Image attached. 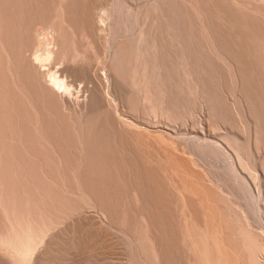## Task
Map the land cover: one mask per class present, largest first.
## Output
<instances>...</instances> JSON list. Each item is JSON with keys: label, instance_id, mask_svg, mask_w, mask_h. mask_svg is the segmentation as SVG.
Masks as SVG:
<instances>
[{"label": "bare ground", "instance_id": "bare-ground-1", "mask_svg": "<svg viewBox=\"0 0 264 264\" xmlns=\"http://www.w3.org/2000/svg\"><path fill=\"white\" fill-rule=\"evenodd\" d=\"M91 1L0 0V264H26L37 232L45 238V228L85 207L99 218L69 215L75 220L52 233L38 264H63L58 258L69 253L93 264L114 244L126 264H264V0L102 1L101 23L93 21L109 49L108 70L101 69L114 80L105 97L88 91L74 104L54 67L100 50H92ZM39 28L54 31L45 35H56V47L45 49L50 39L38 32L35 44L46 51L28 55ZM49 59L51 73L40 68ZM118 80L130 84L129 93L121 94ZM112 92L133 113L143 104L176 126L183 118L189 125L199 101V131L215 140L208 151L228 162L232 177L202 166L208 143L206 151L197 144L208 155L201 163L185 139L177 143L159 127L131 129L124 116H111Z\"/></svg>", "mask_w": 264, "mask_h": 264}, {"label": "rangeland", "instance_id": "rangeland-1", "mask_svg": "<svg viewBox=\"0 0 264 264\" xmlns=\"http://www.w3.org/2000/svg\"><path fill=\"white\" fill-rule=\"evenodd\" d=\"M96 1H97V2H95V0H92V1H91V4H90V6H91L92 4H94V2L96 3V4H95L96 6H95V5H92V7H93V6L95 7V8L93 7V9H92V10H94V11H93V14L90 12V15H91V21H92V25H93V27L96 25V24L94 25V23H96V21L94 22V21H93V18L96 17V16H99L98 18H100V19L97 18V19H98L97 22L101 23V18H102L103 15H104V14H103V11L100 10L99 7L102 8L103 4L106 3V2L108 3L109 0H107V1H106V0H96ZM100 1H101V3H100ZM102 1H105V2L103 3ZM110 2H111V4L113 5V6H112L111 4H109L110 7H116V4H118V3H117V2H118L117 0H115V1H114V0H110L109 3H110ZM113 2H114L115 4H113ZM99 4H100V5L102 4V5L100 6ZM97 7H98V8H97ZM96 9H98L99 12L96 11ZM90 11H91V10H90ZM100 11H101V12H100ZM96 12H97V13H96ZM101 15H102V17H101ZM95 19H96V18H95ZM99 20H100V21H99ZM102 24H103V23H102ZM98 25H99V24L97 23V25L94 27V31H93V37H94V40H95V41L97 40V41L95 42V44H94V49H92V50H97L98 48H100L99 45H101V48H100V50L94 51L95 53H93V54H92L93 51L91 52V50H89L88 52H86V53H89V54L91 55V56H90L91 58L85 57V54H84V57H85V58H88V59H87L86 61H84L83 59H81L82 62H84V63L81 62L82 65L80 64V61H81V60L79 59V57H78L76 60L71 61L73 64H75V66L77 65L78 67H80V69H79V68H76L77 66L75 67V66L72 65L70 62H69V63H61L63 67H62L61 65H59L60 62H57V63H58V66H57V63L54 62V63H56V64H55V67H56V68L54 67V69H56V71L59 70V72H60V74H61V79H62V80L65 79V81L67 82V84H66L65 81H63V82L65 83V86H68V83H69V85L71 86V88H66V90L70 89V91H69V90H68V91L65 90L66 92H64V90H60V93L62 92V94H63V92H64L63 96H64V97L66 96V98H67V99L69 98V100L71 99V100H72V101L70 100L71 102H73V101L75 100V103L73 102L74 104H76V103L81 102L82 100H84V97H86V95H87L88 93H90V92H88V91H91V92L93 91V92L96 93L100 98L105 97V93H101V92H102V91L106 92V91H105L106 88H107L106 90L109 91V89H110L109 86H110V84H112V82H113V80H114L113 77H112V75L110 74L109 71L102 70L103 68L107 69L105 63H107L106 60H108L109 49H108V47H107L106 44H105V43H106V39H105L104 34L101 33V32H99V30H98ZM39 29H40V28H39ZM39 29H37L38 31L36 30V33H35L36 36H37V33H38V32H39V34H41V35H40L41 37H43V36L45 37V36H46V35H45L46 33H47V36H50V38H52L51 36L54 35V31H53V35H51V32H52L51 29L48 30V32H50V30H51L50 33L46 32L45 34H44V29H43V30L40 29V31L42 30L43 35H42V33L39 31ZM96 29H97L98 31H96ZM45 31H47V30H45ZM34 32H35V31H34ZM34 32H33V34H34ZM96 32H97V34H96ZM48 34H50V35H48ZM55 34H56V33H55ZM101 34H102V35H101ZM107 34H110V32H107ZM96 35H97V36H98V35H101V37L98 36V37H99V39H98V37H97ZM105 35H106V34H105ZM36 36H33V35H32V37H31V41L33 40L34 37L36 38ZM47 36H46L45 38H47ZM38 37H39V36H37V38H36L37 41H36V40H33L34 42L32 43V46H31V48H30V51L28 52V55L34 53L35 51H37V54H39L40 52L43 54V52L46 51L45 49H46L47 47L49 48V50L55 49L56 46H55V47H53V46H54V44L56 45V39H55L56 35H55L54 38H53V39H54L53 42H52L53 39L51 40V39L48 37V38L50 39V41H48V43L46 42V45H45V47H44L45 49H44V48H42V49H38V48H37V45H36L35 43H38V40L41 39L40 37H39V39H38ZM106 37L109 38L110 35H108V36H106ZM48 38H47V40H48ZM100 38H101V39H100ZM42 40H43V38H42ZM35 41H36V42H35ZM51 43H52V44H51ZM53 43H54V44H53ZM33 44H34V45H33ZM51 45H52V46H51ZM102 45H103V47H102ZM46 46H47V47H46ZM104 50H105V51H104ZM106 51H107L108 53H106ZM100 52H101V53H100ZM29 53H30V54H29ZM35 53H36V52H35ZM41 53H40V54H41ZM40 54H39V55H40ZM42 54H41V55H42ZM105 54H108V56L105 55ZM86 55H87V54H86ZM102 55H103V56H102ZM81 56H83V55H81ZM87 56H88V55H87ZM84 57H83V58H84ZM94 57H95V58H94ZM81 58H82V57H81ZM78 59H79V61H78ZM89 59H90V60H89ZM105 59H106V60H105ZM49 60L51 61V59H49ZM49 60H44V61H42V62H43V65H44V62L46 61V62H45V66H43V65L41 64L42 62L40 63L39 60H38L39 62L37 61L36 63H38V64L40 63V65H42V66L39 65L40 68L42 69V71H44L43 69H45L46 72H49V71H50L49 73H51V69H53L54 64H53V60H52L51 62H49ZM104 60H105V61H104ZM47 62H49L48 65L51 66V68H48V65L46 64ZM85 62H87V64H85ZM50 63H51V64H50ZM88 63H89V64H88ZM93 63H94V64H93ZM52 64H53V65H52ZM103 64H105V65L103 66ZM46 66H47V67H46ZM57 67H58V69H57ZM60 67H62L61 69L67 68V70H66V72H64V74L61 73V71H60V70H61ZM68 67H71V69H72L73 71L71 72V70H70ZM72 67H74V68H72ZM97 67H98V68H97ZM102 67H103V68H102ZM47 68H48V69H47ZM82 68H83V69H82ZM101 68H102V69H101ZM49 69H50V70H49ZM54 69H53V70H54ZM77 69H78V70H77ZM99 69H100V70H99ZM74 70H76V71H74ZM98 70H99L100 72H99ZM107 70H108V69H107ZM56 71H55V72L53 71L52 73L55 74V76H58L59 72L57 73ZM67 71H68V72H67ZM79 71H80V72H79ZM101 71H102V72H101ZM104 71H105L106 73H105ZM78 72L81 73V74H83V76H82V75H81L82 77L79 76L80 74L78 75ZM82 72H84V73H82ZM103 72H104L105 74H104ZM107 72H108V73H107ZM65 73H67V74L65 75ZM85 73H86V74H85ZM97 73H98V74H97ZM106 74H107V75H110V77L107 76ZM63 75H65L66 77L63 76ZM104 75H105L106 77H109V78H106V79L109 80L110 82H107V83L105 82L106 79L103 78ZM59 76H60V75H59ZM91 76H92L94 79L91 78ZM95 76L102 77V78H99V77L96 78L98 81H100V82H99L100 84H98V82L96 81ZM81 78H82V79H81ZM86 78H87V80H86ZM88 78H89V79H88ZM111 78H112V81H111ZM101 79H102L103 81H101ZM88 80H90L92 83H94L95 88L93 87L92 83L90 84L91 87L89 86V81H88ZM107 80H106V81H107ZM74 81H75V82H74ZM123 82H125V83H123ZM95 83H96V85H95ZM126 83H127V85H130L127 81H122V82H121V80H120V81H119V80L117 81V85H118V86L120 85V86H119L120 92H121V94H124V95H125L126 93H129V91L131 90V86H127ZM122 84H123V85H122ZM99 85H101V87H103V86L105 85V87H103L104 89L101 88V87L99 88ZM106 85H109V86L106 87ZM121 85H122V87H121ZM86 86H87V87H86ZM97 86H98V87H97ZM92 87H93V88H92ZM96 87H97V88H96ZM124 87H126V88H124ZM127 87H128V90H129V91H126V90H127ZM88 88H91L92 90H90V89L87 90ZM108 88H109V89H108ZM62 89H63V88H62ZM96 89H98V90H96ZM102 89H103V90H102ZM121 89H123V90H121ZM56 90L58 91L57 88H56ZM82 90H83V91H82ZM84 92H85V93H84ZM86 93H87V94H86ZM107 93H108V92H107ZM78 94H79V95H78ZM113 94H114V93L112 92V93H110V97L108 96L109 99L111 98V100H110V102H111V107L114 108V110H113V109H112V111L110 110V114H111V116H112V114H113V115L115 116L114 118H116V117H117V116H116V113H117V115H119L117 118L119 119V117H120L119 120H121V116H124L123 119H125V118H127V119L124 120L123 123H125V122L127 121V124L130 126L131 129L134 128L135 130H148V128H149V129H155V128L159 127L160 129H164L167 133H168V132L173 133V134H174V135L172 134L173 136H172L170 133H169V134H170V135L176 140L177 143L185 144V145H186V144H187L186 142H188V144H187V148H188V145L192 148V149H191V148H190V149L188 148V149L190 150L191 153L194 154V152H195L194 155L197 154L198 156L202 154V155H201V156H203L202 161H200L202 157H201V156L198 157V156L196 155V156H197L196 159H198L199 162L203 163V162L207 159V156H208V155H207L206 158H205L206 152H205V153H202V151L199 150V148H197V147H199V146H201V148H203V149L206 147V146H205V145H206V144H205L206 140H205V138L203 137V135L201 134V132L199 131V127L201 126V122L199 121L200 123H198V120H200V119H198V120L196 121V119L199 118V117L201 118V120H203L202 118H204V114H203L204 112H203V113L201 112V111L203 110V108L201 107L202 105L200 104L199 101H198L199 103H198V102H194V103L192 104V106H191L192 113L189 114L190 116L188 115L189 117H192L193 115L195 116V118H194V116H193V118H191V119H192L191 121H193V123L190 121L189 117L187 116V117H185V118L189 119V121L186 120L187 123H188L189 125H187L185 121L182 122L183 120H185V119L183 118V119H181V121H180V120L176 121V122H177V125H178V126H176V124H171V123H169L170 121L167 120L166 118L163 119L162 116L159 117V115H158L159 118H156V119H155V117H154V113H150V112L147 113L145 107L142 106L143 104H142V105H141V104H138V105H139V106H138L139 108L135 107V108L139 109L140 114L138 113L139 111H136L138 114H137V113H133V111H134L133 109H134V108L132 107L133 105H131V103L125 101V102H124V103L126 104V105H125L123 102H121V98H120L118 95H116V94L113 95ZM71 95H72V96H71ZM79 96H80V97H79ZM83 96H84V97H83ZM106 96H107V95H106ZM76 98H78L79 101H77ZM112 99H113V100H112ZM114 101H115V103H114ZM129 104H130V106H129ZM196 104H198V105H200V106H198V105H196ZM118 105H122V106H121V107L119 106L120 108H118V107H117ZM127 105H128V106H127ZM195 105L197 106V108H199L198 111H197V109L195 108ZM123 106H125V107H123ZM134 106H135V104H134ZM141 106H142V107H141ZM122 107H123V108H122ZM128 107H129L130 109H129ZM131 107H132L133 109H132ZM115 108H116V109H115ZM117 108H118V109H117ZM121 108H122V109H121ZM126 108H127V109H126ZM140 108H141V109L144 108V110H143V111H144V114H142L143 111L140 110ZM128 109H129V111H128ZM131 109H132L133 111H132ZM201 109H202V110H201ZM121 110H122V111H121ZM125 110H126V111H125ZM113 111H114V113H113ZM123 111H124V112H123ZM130 111H131L132 113H130ZM120 112H121V113H120ZM126 112H128L127 115L124 114V113H126ZM134 112H135V111H134ZM129 114H130V115H129ZM145 114H146V115H147V114H149V115L152 114L153 116L151 115V116H150L151 118H150V117H147V116H149V115L146 116ZM120 115H121V116H120ZM136 116H137V117H136ZM139 116H140V117H139ZM142 116H143V117L145 116V118H143ZM155 116H157V115L155 114ZM128 117L132 119V122H131V123L134 122L135 125H136V124L138 125L139 123H140V124H139L138 126H134V124H131V123H130L131 119L129 120ZM142 118H143V120H142ZM147 118H148V119H147ZM150 119H151V120H150ZM154 119H155V120H154ZM193 119H194L195 121H194ZM141 120H142V121H141ZM152 120H153V121H152ZM156 120H157V122H156ZM164 120H165V121H164ZM166 120H167V121H166ZM145 121H146V122H145ZM160 121H161V122H160ZM163 122H164V123H163ZM176 122H172V123H176ZM184 123H185V124H184ZM149 124H151V125L148 126ZM157 124H158L159 126H158ZM162 124H163L164 126H163ZM132 125H133V127H132ZM154 125H155V127H154ZM185 125L188 126V127L186 126L187 128H189L188 130H187V128L185 127ZM175 126H176V129H175ZM190 126H192V127L194 126V127L192 128V127H190ZM135 127H137L138 129L135 128ZM139 127H141V128L139 129ZM144 128H145V129H144ZM190 128H191V129H190ZM195 128H196L197 131L195 130ZM174 129H175V130H174ZM173 130L176 131V132H174ZM189 133H190V134H189ZM192 133H193V135H191ZM179 134H180V135H179ZM183 134H184L186 137L184 138V136H183L182 139H181L179 136H182ZM187 134H188V135H187ZM190 135H191V136H190ZM194 135H195V137H193ZM187 136H188V137H187ZM196 136H198V137H199V136H202V137H199V138H198V137H196ZM178 137H179V138H178ZM187 138H188V139H187ZM189 138H191L192 140L189 139ZM194 138H195V139H194ZM197 138H198V139H197ZM180 139L183 140V141H180ZM184 139L186 140V142H185ZM201 139H202V140H201ZM189 140H190L191 142H190ZM195 140H196V141H195ZM203 140H205V141H204L203 144H202V142H200V141H203ZM208 140H209V141H208ZM207 141H208V142H206V143H208V145H207V147H206L205 149H207V151H208V148L210 147L211 151H214V149H215V142H214V141H215V140H213V141L211 140V141H210V139H207ZM184 142H185V143H184ZM192 142H193V144H192ZM199 142H200V144H199ZM212 142H213L214 144H211ZM209 143H210V144H209ZM197 144H198L199 146H197ZM204 144H205V145H204ZM202 145L205 146V147H203ZM193 146H195L196 148H194ZM175 147H177L178 150H179V148H180V149L182 148V147H180V146L178 147V146H176V145H175ZM211 147H212V148H211ZM213 147H214V148H213ZM194 149H196V150H194ZM205 149H204V150H205ZM210 149H209V151H210ZM198 150H199V152H198ZM205 151H206V150H205ZM209 151H208L209 157H212V158H211V161H210V159H209V157H208V159H207L208 164H207V162L205 161L206 163L204 162L203 164H206V165H202V166H203V167L206 166V167L208 168V170H209V168L212 166V167H211V170H212V171H210V173L213 172L212 174H217L218 171H219V174L222 173L221 175H225V176L227 175V176H228V174L231 173V170L229 169L228 162H227L223 157H221V156H219V155H216V157H219V158H218V161H217V158L215 157V155H214L213 153L210 154L211 151H210V152H209ZM199 153H201V154H199ZM194 155H193V156H194ZM204 158H205V160H204ZM199 159H200V160H199ZM213 159L216 160L217 164L213 163V162H215V160H213ZM203 160H204V161H203ZM212 161H213V162H212ZM218 162H219V164H218ZM201 163H200V164H201ZM212 163H213V164H212ZM210 164H211V165H210ZM222 164H225V165H222ZM208 165H210V166H208ZM218 165H220V166H218ZM226 165H227V169H226V167H225ZM206 167H205V168H206ZM215 167H217V168H215ZM219 167H221L222 170H221V168H219ZM212 168H213V169H212ZM215 169H216V171H217V170H218V171L215 172ZM213 170H214V171H213ZM225 170H226V171L229 170L230 172H228V171L226 172ZM220 171H224V172H221V173H220ZM226 173H227V174H226ZM231 174H232V173H231ZM231 174H229V177H230V178L232 177ZM227 176H226V177H227ZM229 177H228V178H229ZM230 178H229V179H230ZM85 208H86V209H83V212H82V210H80L79 212H76V213H79L78 215H77L76 213H74L75 215H74V214H73V215H72V214H69V215H72L73 218H74V217L76 218V215H77L78 218H81L80 216L82 215V213H83V215H84V214H88V213L90 214V212H91L92 214H90V216H92V217L95 216L96 219L99 218V216H98V217L96 216V214L99 215L96 209H93V208H92L94 211H91V209H90L89 207H85ZM85 210H86L87 212H86ZM81 212H82V213H81ZM80 213H81V214H80ZM95 213H96V214H95ZM93 214H94V216H93ZM69 215H67V216L65 215V217H62V219H64V222H63V220H60V223H61V224H60V223H59V224H60L61 226H60L59 224H56V225H58V226L55 227V224H54V225H53L54 227H53V226L50 224V225H51V228H50V227H49V228L52 229V231H48V229H49L48 227L45 228V230H46V231H44V233L46 232V233H45V238L43 237L44 235L42 236L43 231H41V233L37 232L38 234L35 235L34 240L32 239V241H34L33 244H34L35 242H38V243H36V247H35V245H34L33 247L30 246V245H32V243H29V251H28V254H27V255H30V256H28L27 259H28V260H29V259H32V260H31V263L34 262L33 264H38L39 261H36V260H40V259L42 258L40 255H43L42 253H44V255H45V253H47L46 250L49 249V247L51 246V241H52V239L54 238V237L52 236V233H53V234H55V233L60 234L61 231H63V229L60 230L61 227L64 225V224H62V223H65V224L68 226V225L70 224V222H71V221H69L70 219H71L72 221L75 220V219H72L71 216H70V219H69ZM83 215H82V216H83ZM95 217H94V218H95ZM65 218H66L67 220H66ZM60 219H61V218H60ZM68 219H69V220H68ZM61 221H62V222H61ZM50 225H49V226H50ZM66 225H65V226H66ZM58 227H59V228H58ZM50 229H49V230H50ZM38 231H39V230H38ZM57 234H55V235H57ZM40 236H41V237H40ZM47 236H48L49 238H48ZM51 236H52V237H51ZM39 237L42 238L41 241H37V240H40ZM50 237H51V238H50ZM38 238H39V239H38ZM43 238H44V239H43ZM36 239H37V240H36ZM46 239H47V240H46ZM50 240H51V241H50ZM32 241H31V242H32ZM43 241H44V242H43ZM45 241H46V242H45ZM47 241H48V243H47ZM42 242H43V243H42ZM46 243H47V244H46ZM43 245H44V246H43ZM114 245L116 246V247H115V246L112 247L114 250H112V248H110V249L107 250L108 253L104 252V250H103V251L100 250L101 252L99 251L100 254H99V253L97 254V256H96V258H95L96 261H95V263L93 262V264H103L104 261H106V258H108V259H112V260H115V262H116V263H114L112 260H108V259H107L109 262L112 261V262H110V263H107L108 261H106L105 263H107V264H119V260H120V261L125 260L124 263L126 264V261H127V260L124 259V256L126 257V255H124V256H123V259H122V255H123V253L125 254L124 250L122 249V250H123V251L121 250V251H122V252H121L122 254H121V253L119 254V253H118V252L120 251V249H119V247H118L119 245H116V244H114ZM45 246H47L48 249H45V250L43 251L44 248H42V247H45ZM34 247H35V248H34ZM47 247H46V248H47ZM117 247H118V248H117ZM36 248H38V249H36ZM115 249H118V250H117L118 252H117ZM109 252H110V253H109ZM113 252H114V253H113ZM115 252H116V254L119 255L120 257L116 256ZM33 253H34L35 256L33 255ZM39 253H40V254H39ZM102 253L104 254V257H105V256H109V255H110V256H109V257H105V258L103 257V258H102V257H101V256L103 255ZM38 254H39L40 257L38 256ZM101 254H102V255H101ZM108 254H109V255H108ZM114 254H115V256H116L115 258H113V257H114ZM27 255H26V256H27ZM66 255H67V254H66ZM66 255L63 256L61 259L58 258V260H60V261L62 260L63 264H64V263L67 264L68 261H69V263H70V262L72 263V262H74L75 260H79L80 257H81V258H80V259H81V264H84V262H85V261H84V260H85L84 255H75L74 253H72V254L69 253L68 255H69V256L71 255L72 258H71V257H67V259L71 258V259H74V261L71 260V259H70V260H67V259H66ZM68 255H67V256H68ZM74 255H75V258H74ZM100 255H101V256H100ZM0 256H1V253H0ZM51 256H52V255H51ZM1 257H3V256H1ZM29 257H30V258H29ZM64 257H65V258H64ZM78 257H79V258H78ZM3 258H4V257H3ZM34 258H35V260H34ZM82 258H83V259H82ZM116 258H118V260H116ZM119 258H120V259H119ZM28 260H27V263H28ZM60 261H57V262L61 263ZM64 261H67V263L64 262ZM97 261H98V262H97ZM29 262H30V260H29ZM35 262H36V263H35ZM25 263H26V262H25ZM27 263H26V264H27ZM31 263H28V264H31ZM121 263H122V262H121ZM124 263H122V264H124ZM61 264H62V263H61ZM85 264H86V263H85Z\"/></svg>", "mask_w": 264, "mask_h": 264}]
</instances>
